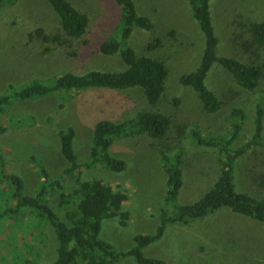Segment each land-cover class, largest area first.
<instances>
[{
	"label": "rangeland",
	"instance_id": "rangeland-1",
	"mask_svg": "<svg viewBox=\"0 0 264 264\" xmlns=\"http://www.w3.org/2000/svg\"><path fill=\"white\" fill-rule=\"evenodd\" d=\"M89 17L86 34L63 44L45 43L30 34L43 28L49 35H61L60 18L46 0H0V96L15 92L33 81H47L64 72L123 71L119 54L103 55L100 44L121 36V8L115 0H68ZM140 15L153 23L150 31L135 28L130 45L138 55L164 61L169 68L165 91L156 106L148 103L139 87L126 90L95 89L59 92L34 100L16 98L0 120V161L7 174L20 177L26 195L36 194L42 185V170L50 179L64 177L68 161L61 153L59 131L75 130L73 149L81 162L90 157L95 125L102 120L122 123L140 113L160 112L170 118L162 139L147 134L120 138L110 154L124 160L123 172L97 167L84 170L82 178L100 179L116 190H126L129 200L123 211L130 214L127 225L120 217L102 222L100 238L116 250L127 252L138 235L154 234L160 225L167 193V173L162 154L174 159L181 152L184 186L179 205L198 201L218 180L217 151L193 143L192 129L203 137L225 135L232 112L246 114L239 147L255 131L257 107L264 109V74L254 90L239 86L219 64L208 73L206 85L220 99L221 107L208 113L191 87L180 77L197 69L205 47L204 35L194 19L189 0H134ZM211 15L219 39L218 54L264 68V46L250 33L253 23L264 21V0H211ZM122 107V108H121ZM262 142L238 161L237 189L264 199V129ZM12 182L0 169V264H56V233L40 221L30 208L17 210ZM50 206L66 221L59 197ZM147 257L170 264H264V225L245 216L221 210L188 225H168L165 235L143 249ZM114 264H137L124 257Z\"/></svg>",
	"mask_w": 264,
	"mask_h": 264
},
{
	"label": "trees",
	"instance_id": "trees-1",
	"mask_svg": "<svg viewBox=\"0 0 264 264\" xmlns=\"http://www.w3.org/2000/svg\"><path fill=\"white\" fill-rule=\"evenodd\" d=\"M13 3L15 0H8ZM60 18L61 35H49L43 28L30 34L43 42L63 44L70 39H81L87 32L88 15L75 7L68 0H46ZM121 8L123 24L121 36L104 41L100 44L103 55L119 54L126 69L123 71H90L85 74L64 72L47 81H33L17 90L14 96H0V120L5 108L13 99L22 101L34 100L59 92H82L91 89L126 90L139 87L148 103L156 106L164 91L169 68L160 59L138 55L130 45V37L135 28L150 31L153 23L147 16L140 15L134 0H115ZM211 0H189L194 19L204 35L205 47L199 66L196 70L180 77L181 84L194 89L203 108L208 113H215L221 107L219 97L207 87L208 73L215 64L226 69L236 83L247 89L254 90L264 74V68L258 64H245L241 61L220 56L218 54L219 39L211 15ZM250 33L255 42L264 46V21L253 23ZM65 38V41L62 38ZM122 108V107H121ZM232 122L225 135L203 137L198 128L192 129L193 143L202 147L216 149L220 175L215 184L196 202L179 205L178 197L184 186L182 164L184 156L181 152L174 154L172 160L168 154H162V163L167 173V193L165 205L161 211L160 225L154 234L138 235L135 246L120 252L110 243L100 238L102 222L105 219L120 217L121 224L127 225L130 218L123 211L129 200L126 190H116L113 186L100 179L84 180V170L101 167L108 171L123 172L127 163L110 154L111 146L120 138H130L147 134L155 139H162L170 128V118L160 112H142L137 117L122 123L110 120L99 121L95 125L93 145L89 160L81 162L73 149L75 130L68 127L59 131L61 153L68 161L64 177L50 179L49 174L42 170V185L34 195L24 193L22 179L13 174H6V167L0 161V169L7 180L12 182L17 210L30 208L40 221L46 222L56 233L58 241V259L56 264H114L124 257H132L137 264H170L169 262L147 257L143 249L161 239L168 225H188L202 220L210 214L221 210H230L234 214L245 216L264 225V199L237 189L236 169L238 161L249 150L262 142L264 129V109L258 105L255 131L250 140L239 147L234 143L241 136L246 114L243 109L235 108ZM1 127V125H0ZM59 197V208L64 209L63 221L50 206L51 199ZM12 209L0 215L8 216ZM25 264H33L28 260Z\"/></svg>",
	"mask_w": 264,
	"mask_h": 264
}]
</instances>
